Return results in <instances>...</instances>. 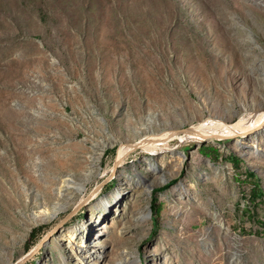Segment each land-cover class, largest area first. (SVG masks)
I'll return each instance as SVG.
<instances>
[{"label": "rangeland", "instance_id": "1", "mask_svg": "<svg viewBox=\"0 0 264 264\" xmlns=\"http://www.w3.org/2000/svg\"><path fill=\"white\" fill-rule=\"evenodd\" d=\"M262 110L264 0H0V264H264V123L138 144Z\"/></svg>", "mask_w": 264, "mask_h": 264}, {"label": "bare ground", "instance_id": "2", "mask_svg": "<svg viewBox=\"0 0 264 264\" xmlns=\"http://www.w3.org/2000/svg\"><path fill=\"white\" fill-rule=\"evenodd\" d=\"M263 123H264V110L257 112V113L249 112L235 126H226L222 124V122L212 121L210 123H204L196 128H192L191 130L184 131L183 135H180L177 132H171L165 135V136H168V138L165 141H161V142H157V140H153V138L156 137L155 135H149L145 137L138 144L143 149L150 151V152H154V153L164 152L166 151V149H168L167 148L168 142L173 138H182L184 139V141L188 140V141L200 143L202 140H212L213 135L221 130L226 131V132H232L240 128H243L244 126L251 125L247 127L246 129L239 131V133L246 135L251 132L252 128L253 129L261 128ZM133 147H134L133 145H128L126 146V148L122 150V152H125L127 149H130ZM242 148H244V145H242ZM172 153H175V152L173 151ZM179 155H182V152H176L175 157L177 158V156L179 157ZM151 170L153 172L161 171L160 166H158V164H155V163L151 165ZM69 180H70L69 178H66L64 180V184L69 185L70 184L68 182ZM112 197H114L115 200H119V198L121 197V192L117 191L113 193ZM112 197L104 196L102 199H100V201L106 207H108L112 204V201H111ZM149 212H150V209H149ZM149 212L141 214L140 217L141 218L149 217L150 215ZM84 231H85L86 236L84 237L83 243L81 244L84 247H81L80 245L78 247L82 252H88L89 247L93 244V242H95L97 238L100 237V234H99L100 232L96 227H93V226H85Z\"/></svg>", "mask_w": 264, "mask_h": 264}, {"label": "trees", "instance_id": "3", "mask_svg": "<svg viewBox=\"0 0 264 264\" xmlns=\"http://www.w3.org/2000/svg\"><path fill=\"white\" fill-rule=\"evenodd\" d=\"M185 148H186V147H185ZM202 150L205 151V148H202ZM209 150L217 153V149H216V148H209ZM205 153H206V154H209L210 152L206 150ZM231 158L233 159V163H234L235 165H238L239 160H237L234 156H231ZM246 173L248 174V176H251V177H254V176H255V174H254L253 172H251V171H248V169L246 170ZM166 185H167V184H166ZM166 185H165V186H166ZM165 186H164V187H165ZM254 186L257 187V185H256L255 183H254ZM256 192H257V194H259V193L261 192L260 187H259V188H256ZM152 202H153V205H154V213L157 214L158 211H159V209H158V206L154 204V203H155V199L152 198ZM152 219H153V221H154V217H153ZM155 229H156V224L153 225L152 232L155 231ZM33 231H35V228L32 230V232H33Z\"/></svg>", "mask_w": 264, "mask_h": 264}]
</instances>
